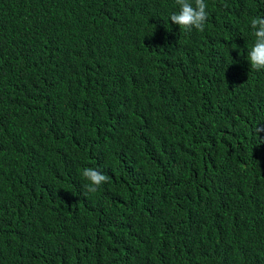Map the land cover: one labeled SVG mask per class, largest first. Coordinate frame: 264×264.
I'll return each instance as SVG.
<instances>
[{
	"label": "trees",
	"instance_id": "1",
	"mask_svg": "<svg viewBox=\"0 0 264 264\" xmlns=\"http://www.w3.org/2000/svg\"><path fill=\"white\" fill-rule=\"evenodd\" d=\"M205 2L0 0V264H264V0Z\"/></svg>",
	"mask_w": 264,
	"mask_h": 264
},
{
	"label": "clouds",
	"instance_id": "2",
	"mask_svg": "<svg viewBox=\"0 0 264 264\" xmlns=\"http://www.w3.org/2000/svg\"><path fill=\"white\" fill-rule=\"evenodd\" d=\"M175 3L178 10L169 16L172 23L188 31L195 29L203 32L205 30L208 17V5L205 0H175ZM250 25L254 42L248 48L247 60L250 62L251 69L264 70V17L252 18ZM254 132L259 137L260 133H264V124L257 125ZM81 175L87 181L84 185L87 193H96L102 184L109 181V177L97 168H84Z\"/></svg>",
	"mask_w": 264,
	"mask_h": 264
}]
</instances>
